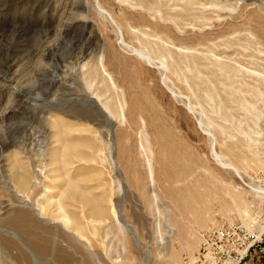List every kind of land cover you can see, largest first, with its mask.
Listing matches in <instances>:
<instances>
[{
	"label": "rangeland",
	"instance_id": "374dc122",
	"mask_svg": "<svg viewBox=\"0 0 264 264\" xmlns=\"http://www.w3.org/2000/svg\"><path fill=\"white\" fill-rule=\"evenodd\" d=\"M238 225L264 232V0H0V264H195Z\"/></svg>",
	"mask_w": 264,
	"mask_h": 264
},
{
	"label": "built area",
	"instance_id": "2783aa9c",
	"mask_svg": "<svg viewBox=\"0 0 264 264\" xmlns=\"http://www.w3.org/2000/svg\"><path fill=\"white\" fill-rule=\"evenodd\" d=\"M264 250V232L244 226H222L207 230L195 257V264H244L251 250Z\"/></svg>",
	"mask_w": 264,
	"mask_h": 264
},
{
	"label": "bare ground",
	"instance_id": "6f19581e",
	"mask_svg": "<svg viewBox=\"0 0 264 264\" xmlns=\"http://www.w3.org/2000/svg\"><path fill=\"white\" fill-rule=\"evenodd\" d=\"M95 104H96V102H94ZM98 105V104H97ZM72 149V148H71ZM73 150V149H72ZM26 169V168H25ZM30 169V168H29ZM21 170V169H20ZM17 171V170H16ZM24 172V171H23ZM31 172V174H32V171H30ZM29 173V172H28ZM23 174V173H22ZM19 175L18 176V174L16 173V175L14 176V181H15V183H16V185H17V187H18V189L20 190V191H24L25 189H27V188H29L30 186H31V183H30V179H29V177H28V175ZM26 174V173H25ZM30 174V173H29ZM33 176H36V175H33ZM30 178H32V182H33V177H30ZM37 180H38V177H35ZM187 189V188H186ZM27 191V190H26ZM187 192H186V194H184V192H182V199H184L186 202H187V204L189 205V207H188V210H190L191 209V204H190V201H189V199L191 198V197H187L189 194L191 195L192 193H191V190H186ZM189 195V196H190ZM189 198V199H188ZM196 198V197H195ZM194 198V199H195ZM84 199V198H83ZM86 199V198H85ZM85 199H84V201H85ZM178 199V198H177ZM180 199V198H179ZM193 199V200H194ZM180 201H182L181 199H180ZM179 201V202H180ZM86 202V201H85ZM193 203H195L194 201H192ZM180 204H181V202H180ZM196 204V203H195ZM179 205V204H178ZM183 204H181V206H182ZM194 205V204H193ZM196 206V205H195ZM198 206V205H197ZM194 207V206H193ZM198 208V207H197ZM183 210H184V208H183ZM196 210V209H195ZM199 212H201V211H199ZM188 213V212H187ZM202 217V216H201ZM199 222V221H198ZM202 222V221H201ZM203 223V222H202ZM23 224V223H22ZM125 226H127L128 228H131V227H129L126 223H123ZM200 224V223H199ZM198 225V224H197ZM202 226V225H201ZM132 229V228H131ZM201 239H202V236H201ZM192 244V243H191ZM190 245V244H189ZM190 248V247H189Z\"/></svg>",
	"mask_w": 264,
	"mask_h": 264
},
{
	"label": "crops",
	"instance_id": "0c3cea01",
	"mask_svg": "<svg viewBox=\"0 0 264 264\" xmlns=\"http://www.w3.org/2000/svg\"><path fill=\"white\" fill-rule=\"evenodd\" d=\"M262 233V230H257ZM244 264H264V250H260L258 247H254Z\"/></svg>",
	"mask_w": 264,
	"mask_h": 264
}]
</instances>
